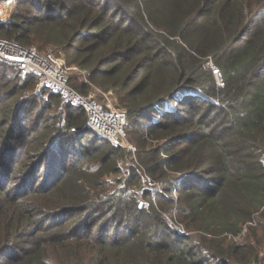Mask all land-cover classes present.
<instances>
[{"label": "trees", "instance_id": "trees-1", "mask_svg": "<svg viewBox=\"0 0 264 264\" xmlns=\"http://www.w3.org/2000/svg\"><path fill=\"white\" fill-rule=\"evenodd\" d=\"M19 5L0 37L111 90L137 163L0 63V264H264V0Z\"/></svg>", "mask_w": 264, "mask_h": 264}, {"label": "built area", "instance_id": "built-area-1", "mask_svg": "<svg viewBox=\"0 0 264 264\" xmlns=\"http://www.w3.org/2000/svg\"><path fill=\"white\" fill-rule=\"evenodd\" d=\"M17 1L0 0V24L10 23ZM0 63L18 69L24 75H34L38 79L35 92L57 95L64 104L84 109L87 125L96 135L125 149L124 159L117 163L119 176L124 177L126 169L137 163L136 149L128 143L124 131L126 113L119 107L114 93L99 90L96 95H84L75 91L69 86L70 71L74 69L67 66L62 52L39 53L34 47L0 37ZM145 187L156 188L157 184L146 176ZM175 227L180 233H185L182 227Z\"/></svg>", "mask_w": 264, "mask_h": 264}, {"label": "rangeland", "instance_id": "rangeland-1", "mask_svg": "<svg viewBox=\"0 0 264 264\" xmlns=\"http://www.w3.org/2000/svg\"><path fill=\"white\" fill-rule=\"evenodd\" d=\"M21 2V0H18L17 1V3L15 4V6H14V9H13V11H12V13H11V17H12V15L15 13V11H17L18 10V8L20 7V5H19V3ZM11 17H10V21H11ZM35 47V46H34ZM56 48H58V47H56V46H52V47H49V48H47V50L49 49V51H51V49L52 50H54V49H56ZM46 50V49H45ZM73 72V74H74V72H77V71H75V69L72 71ZM214 74H215V77H216V79H217V83H220V78H219V73L214 69ZM99 90H101V89H98V88H94V87H91L90 89H89V92H88V94H91V95H96L97 93H98V91ZM101 91H103V90H101ZM44 97V99L47 97V95H44L43 96ZM51 112H54V110L53 111H51ZM50 112V113H51ZM147 122L146 121H143V124L145 125ZM143 127H142V131H143ZM132 145V144H131ZM132 146H134V145H132ZM136 149V148H135ZM157 184V183H156ZM156 190H157V192L159 193V192H161V189H160V187H159V185L157 184V187L155 188ZM139 192H140V190H138ZM173 196L174 197H177L176 196V192H175V190H173ZM141 204H142V201H141ZM173 220H174V218H173ZM171 222V221H170ZM173 222V221H172ZM171 222V223H172ZM174 224V226L175 225H178V226H180V227H182L183 228V226L182 225H180V224H178V223H176V222H174L173 223ZM184 229V228H183ZM184 231H185V229H184ZM186 232V231H185ZM182 233V232H181ZM246 233V232H245ZM245 233H244V235H242V237L241 238H239L240 240L239 241H245ZM247 235V234H246Z\"/></svg>", "mask_w": 264, "mask_h": 264}, {"label": "water", "instance_id": "water-1", "mask_svg": "<svg viewBox=\"0 0 264 264\" xmlns=\"http://www.w3.org/2000/svg\"><path fill=\"white\" fill-rule=\"evenodd\" d=\"M142 204H140V206H141Z\"/></svg>", "mask_w": 264, "mask_h": 264}]
</instances>
